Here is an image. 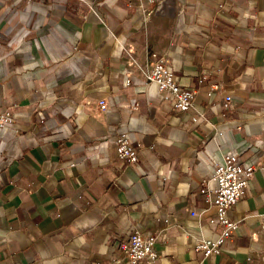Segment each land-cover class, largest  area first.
Returning a JSON list of instances; mask_svg holds the SVG:
<instances>
[{"label": "crops", "instance_id": "1", "mask_svg": "<svg viewBox=\"0 0 264 264\" xmlns=\"http://www.w3.org/2000/svg\"><path fill=\"white\" fill-rule=\"evenodd\" d=\"M159 56L191 109L149 81ZM5 112L0 264H264V167L222 251L195 248L222 229L203 192L215 163L264 164V0H0ZM134 225L156 233L155 263L122 260Z\"/></svg>", "mask_w": 264, "mask_h": 264}, {"label": "built area", "instance_id": "2", "mask_svg": "<svg viewBox=\"0 0 264 264\" xmlns=\"http://www.w3.org/2000/svg\"><path fill=\"white\" fill-rule=\"evenodd\" d=\"M229 4L234 5L235 2L231 1ZM225 5L221 3L220 7ZM148 79L158 84L166 98H174L175 107L178 110L185 111L194 106L196 90L181 85L166 57L159 56L156 59L148 73ZM226 99L229 101L231 96H227ZM100 107L106 108L104 100H101ZM12 119L10 112L1 113L0 127L7 125ZM114 141L121 158L128 162H135L139 159L138 145L133 144L127 133H121ZM260 167H264V164L247 163L240 154L231 150L226 151L215 163L208 180L214 181L216 185L210 189H203V192L206 194V201L216 208V214L208 220V226L211 228L221 226L222 229L216 238L203 234L196 242L195 248L202 251L205 256L220 253L226 240L233 237L238 221L232 219L229 212L233 205L245 196L251 177ZM156 243L155 232H145L139 225H134L128 237L120 243L122 260L130 263L141 261L155 263L159 258Z\"/></svg>", "mask_w": 264, "mask_h": 264}]
</instances>
